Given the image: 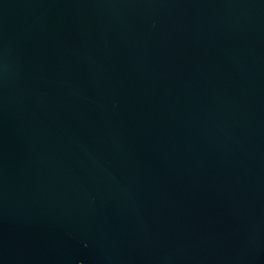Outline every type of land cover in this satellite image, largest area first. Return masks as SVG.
I'll use <instances>...</instances> for the list:
<instances>
[{"label":"water","instance_id":"95a60500","mask_svg":"<svg viewBox=\"0 0 264 264\" xmlns=\"http://www.w3.org/2000/svg\"><path fill=\"white\" fill-rule=\"evenodd\" d=\"M0 264H264V0H0Z\"/></svg>","mask_w":264,"mask_h":264}]
</instances>
